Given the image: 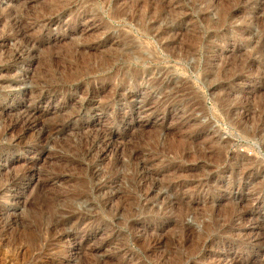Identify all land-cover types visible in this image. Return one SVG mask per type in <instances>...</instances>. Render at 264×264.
<instances>
[{"label": "rangeland", "instance_id": "obj_1", "mask_svg": "<svg viewBox=\"0 0 264 264\" xmlns=\"http://www.w3.org/2000/svg\"><path fill=\"white\" fill-rule=\"evenodd\" d=\"M0 264H264V0H0Z\"/></svg>", "mask_w": 264, "mask_h": 264}, {"label": "bare ground", "instance_id": "obj_2", "mask_svg": "<svg viewBox=\"0 0 264 264\" xmlns=\"http://www.w3.org/2000/svg\"><path fill=\"white\" fill-rule=\"evenodd\" d=\"M22 31V30H21ZM24 32V31H23ZM26 34V33H25ZM5 36V35H4ZM24 36V35H23ZM3 38V37H2ZM1 38V39H2ZM157 38V37H156ZM6 39V38H5ZM4 43V42H3ZM105 43V42H104ZM129 53V52H128ZM112 54V53H111ZM14 58L17 59H21L22 54L20 52H16L13 54ZM102 57V56H101ZM103 58V57H102ZM16 59V60H17ZM86 60V59H85ZM11 61V60H10ZM87 61V60H86ZM112 61V60H111ZM74 67V66H72ZM82 67V66H81ZM2 68V67H1ZM4 68V67H3ZM10 68V67H9ZM72 69V68H71ZM68 70V68H66V71ZM83 70V69H82ZM82 70H80V72H78L79 74L77 75H71V77H69L70 81H80L81 77L83 76V72ZM94 70V69H93ZM45 71V70H44ZM70 71V70H69ZM51 72V71H50ZM95 72V71H94ZM105 72V71H104ZM107 72V71H106ZM69 73V72H68ZM50 76V75H49ZM99 76V75H98ZM86 77V76H85ZM102 77V76H101ZM84 78V77H83ZM89 78V77H88ZM66 79V78H64ZM55 80V79H54ZM86 82V80H85ZM63 83V82H62ZM69 83V82H68ZM33 84V83H32ZM63 85V84H62ZM68 85V84H67ZM71 85V84H70ZM62 87V86H61ZM58 85L54 82H52L50 79L49 80H44L41 83L37 84V90L35 91V93H31L29 92L28 95L30 97H35V99L37 101H40L44 98L50 97L51 95L55 94V92L57 91ZM89 90V89H88ZM88 92V91H87ZM27 95V96H28ZM83 95V94H82ZM86 95V94H84ZM85 101V100H84ZM28 102V101H27ZM109 102V101H108ZM114 102V101H113ZM89 104V103H88ZM114 104V103H113ZM97 105V104H96ZM71 107V106H70ZM25 108V107H24ZM99 107H97L98 109ZM107 108V107H106ZM85 109V108H84ZM69 110V109H68ZM102 110V109H101ZM105 110V109H104ZM83 111V110H82ZM94 111V110H93ZM45 112V111H44ZM97 112V111H95ZM103 113V112H102ZM48 114V113H47ZM73 114V113H72ZM75 117L76 114H74ZM22 116V115H20ZM51 116V114H50ZM71 115H69L68 117H70ZM99 116V115H98ZM65 117V116H64ZM75 117H71V120H73L72 118ZM79 117V116H78ZM87 120V119H86ZM48 122V123H45ZM65 122L61 117H56L50 121H46L43 120V118L41 117V114L39 113V111L34 108V109H29L26 110V115L23 116L22 118H16L14 119L12 122H10L9 125V129H7V131L9 130L10 132L15 131V132H19V136L18 139L20 140H27V142H29L30 144H32V148H34L35 152H40V145L42 143H46L47 141H49L51 139V137L57 133V129H62V130H67L70 129V126H65ZM74 124V123H73ZM83 126V125H82ZM87 126V124L85 125ZM80 129V128H79ZM82 129H85V127H83ZM61 130V131H62ZM104 130V129H103ZM81 131V130H80ZM91 132V131H90ZM6 133V132H5ZM100 134V133H99ZM107 134V133H106ZM98 136V135H97ZM101 136V135H100ZM108 137V136H107ZM98 140V139H97ZM17 141V140H16ZM15 141V142H16ZM24 141V140H23ZM21 143H23L22 141H20ZM26 145L28 143H25ZM88 145V144H87ZM85 151V150H84ZM83 152V151H82ZM84 166V165H83ZM35 166L32 165H26L23 166V169L21 171V173L17 176H14L12 178H9L11 181L10 183V188L9 189H5L3 188V191L5 193L11 192L16 190L19 185L22 182H26V184H30L32 187V184L34 182L37 183L36 178L37 176H35ZM94 170V169H93ZM37 172V171H36ZM40 184V183H39ZM45 184V183H44ZM116 187V186H115ZM12 215V214H11ZM59 237V236H58Z\"/></svg>", "mask_w": 264, "mask_h": 264}]
</instances>
